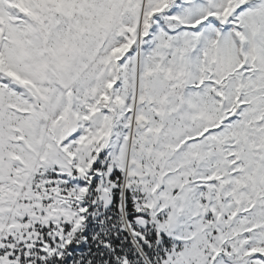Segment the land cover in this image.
Segmentation results:
<instances>
[{
  "label": "snow or ice",
  "instance_id": "6c2138e0",
  "mask_svg": "<svg viewBox=\"0 0 264 264\" xmlns=\"http://www.w3.org/2000/svg\"><path fill=\"white\" fill-rule=\"evenodd\" d=\"M0 264H264V0H0Z\"/></svg>",
  "mask_w": 264,
  "mask_h": 264
}]
</instances>
